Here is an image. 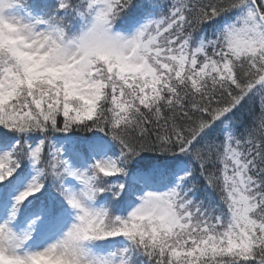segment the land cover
Instances as JSON below:
<instances>
[{
    "label": "snow or ice",
    "instance_id": "obj_1",
    "mask_svg": "<svg viewBox=\"0 0 264 264\" xmlns=\"http://www.w3.org/2000/svg\"><path fill=\"white\" fill-rule=\"evenodd\" d=\"M0 264H264V0H0Z\"/></svg>",
    "mask_w": 264,
    "mask_h": 264
}]
</instances>
